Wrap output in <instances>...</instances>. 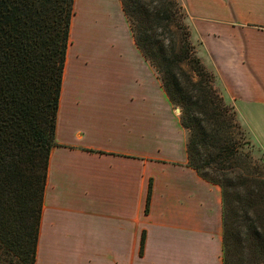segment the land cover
<instances>
[{
    "label": "crops",
    "instance_id": "crops-1",
    "mask_svg": "<svg viewBox=\"0 0 264 264\" xmlns=\"http://www.w3.org/2000/svg\"><path fill=\"white\" fill-rule=\"evenodd\" d=\"M92 1H74L36 264H224L222 187L189 165L181 111L122 1ZM182 1L226 102L257 125L264 0Z\"/></svg>",
    "mask_w": 264,
    "mask_h": 264
},
{
    "label": "trees",
    "instance_id": "trees-1",
    "mask_svg": "<svg viewBox=\"0 0 264 264\" xmlns=\"http://www.w3.org/2000/svg\"><path fill=\"white\" fill-rule=\"evenodd\" d=\"M74 1L0 0V264H36ZM121 1L138 48L181 109L189 165L222 187L223 263L264 264V158L253 156L198 55L185 9L177 0ZM150 194L151 184L148 203Z\"/></svg>",
    "mask_w": 264,
    "mask_h": 264
},
{
    "label": "rangeland",
    "instance_id": "rangeland-1",
    "mask_svg": "<svg viewBox=\"0 0 264 264\" xmlns=\"http://www.w3.org/2000/svg\"><path fill=\"white\" fill-rule=\"evenodd\" d=\"M177 1L180 3V5L182 6V8L185 9V12L187 13L186 8L184 7L183 1L182 0H177ZM101 2L104 3V7L106 8V11H109V12H112L113 11V3H112V0H101ZM90 4L91 5H94V1L90 0ZM78 5L81 8L86 9V8H88L89 0H79L78 1ZM186 23L188 25H190V22H189V19L188 18L186 20ZM190 28H191V26H190ZM192 40L195 43L197 53L200 56V49L201 48L199 47V43L196 42L193 37H192ZM246 122L247 123H245V124L244 123H241L240 122V119H239V123L241 124V128L244 129L245 130V133H246V135H245L244 138L249 142V146L248 147L251 148L250 150L252 151L253 156H256V157H260L261 156V157L264 158V151H263L264 148H263V146L261 144V141H263V134L260 133V131L264 132V120L263 121L260 120L259 122L257 121V123H258L257 125L250 124V119H249V122L247 120H246ZM259 128H261L260 131H259Z\"/></svg>",
    "mask_w": 264,
    "mask_h": 264
},
{
    "label": "water",
    "instance_id": "water-1",
    "mask_svg": "<svg viewBox=\"0 0 264 264\" xmlns=\"http://www.w3.org/2000/svg\"><path fill=\"white\" fill-rule=\"evenodd\" d=\"M178 111H181V109H180V108H178Z\"/></svg>",
    "mask_w": 264,
    "mask_h": 264
},
{
    "label": "bare ground",
    "instance_id": "bare-ground-1",
    "mask_svg": "<svg viewBox=\"0 0 264 264\" xmlns=\"http://www.w3.org/2000/svg\"><path fill=\"white\" fill-rule=\"evenodd\" d=\"M79 0H77V3H78Z\"/></svg>",
    "mask_w": 264,
    "mask_h": 264
}]
</instances>
